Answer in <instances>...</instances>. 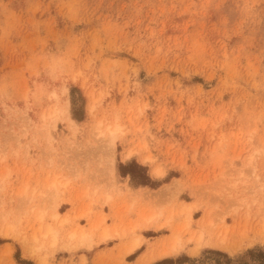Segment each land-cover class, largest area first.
Returning <instances> with one entry per match:
<instances>
[{
	"label": "rangeland",
	"instance_id": "374dc122",
	"mask_svg": "<svg viewBox=\"0 0 264 264\" xmlns=\"http://www.w3.org/2000/svg\"><path fill=\"white\" fill-rule=\"evenodd\" d=\"M144 231L136 264L264 249V0H0V264Z\"/></svg>",
	"mask_w": 264,
	"mask_h": 264
},
{
	"label": "trees",
	"instance_id": "16d2710c",
	"mask_svg": "<svg viewBox=\"0 0 264 264\" xmlns=\"http://www.w3.org/2000/svg\"><path fill=\"white\" fill-rule=\"evenodd\" d=\"M73 99V105L74 108L77 104V99L72 95ZM81 104H84V99L80 97ZM81 110L77 109L75 111L74 109V118H78V114L80 115ZM82 120V118H80ZM123 167V165H121ZM143 169V167H141ZM147 185V184H145ZM0 244H2V241H0ZM142 250L137 251L134 255H132L129 260H132L136 258ZM206 260L203 261L204 264H264V249L262 248H254L248 250L243 256L238 257L236 259L230 258L227 254L221 252V251H214V250H209L205 252ZM16 258L20 263V251L18 250V253L16 255ZM195 262V260H191L190 258L183 257L181 259H177L176 261L172 259H166L163 260L157 264H184L186 262Z\"/></svg>",
	"mask_w": 264,
	"mask_h": 264
},
{
	"label": "crops",
	"instance_id": "0c3cea01",
	"mask_svg": "<svg viewBox=\"0 0 264 264\" xmlns=\"http://www.w3.org/2000/svg\"><path fill=\"white\" fill-rule=\"evenodd\" d=\"M122 179H124V180L126 181L125 178H122ZM145 233H146V231L142 232V235H143V237H144L148 242H145V243L143 244V246H144V250H143V251L138 255V257H137L135 260H133V261H127V257H129V256H131L132 254H134L138 249H140V248L143 247V246L139 247L134 253H132V254H130V255H127V256L125 257V259H124V261H125L126 264H136L137 260H138L139 258H141V257L147 252L148 247H149L152 243L156 242V241H154V240H153V241H149V239H147V236H145ZM166 235H167V234H166ZM164 236H165V235H164ZM155 239H159V237H156ZM116 245H119V243L116 242V243L114 244V246L109 247V248H110V249L115 248Z\"/></svg>",
	"mask_w": 264,
	"mask_h": 264
},
{
	"label": "bare ground",
	"instance_id": "6f19581e",
	"mask_svg": "<svg viewBox=\"0 0 264 264\" xmlns=\"http://www.w3.org/2000/svg\"><path fill=\"white\" fill-rule=\"evenodd\" d=\"M132 156V153L131 152H129L128 154H127V157L126 158H130ZM150 160V158H145L144 159V161H145V163L146 162H148ZM151 161V160H150ZM153 174H154V176L156 175V176H163V174H164V172L162 171V169L161 168H156V169H154V171H153ZM155 176V177H156ZM186 209H192V207L191 206H188V207H186ZM133 250V249H132ZM179 249H178V246L177 245H174L173 247H172V252H173V254H177L179 251H178ZM196 251H198V250H196Z\"/></svg>",
	"mask_w": 264,
	"mask_h": 264
}]
</instances>
